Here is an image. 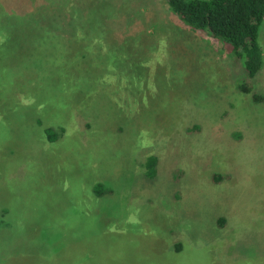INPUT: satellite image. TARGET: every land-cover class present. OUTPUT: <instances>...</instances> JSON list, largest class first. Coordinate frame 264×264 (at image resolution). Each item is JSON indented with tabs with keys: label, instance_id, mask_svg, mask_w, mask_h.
Here are the masks:
<instances>
[{
	"label": "rangeland",
	"instance_id": "1",
	"mask_svg": "<svg viewBox=\"0 0 264 264\" xmlns=\"http://www.w3.org/2000/svg\"><path fill=\"white\" fill-rule=\"evenodd\" d=\"M23 31L30 54L0 45V264H264V20L258 102L165 0H0Z\"/></svg>",
	"mask_w": 264,
	"mask_h": 264
},
{
	"label": "trees",
	"instance_id": "2",
	"mask_svg": "<svg viewBox=\"0 0 264 264\" xmlns=\"http://www.w3.org/2000/svg\"><path fill=\"white\" fill-rule=\"evenodd\" d=\"M165 2L171 12L187 27L205 32L229 45L233 59L241 63L245 71V76L238 87L242 92L251 93L255 102L262 101V94L252 91L251 80L263 64L258 31L264 20V0H165ZM51 26L52 22H49L46 28L49 30ZM55 34L59 33L53 32L50 41H53ZM0 35V45H10L21 55L30 54L32 49L41 45L37 44L41 39L36 32H6ZM28 60H31L30 56ZM45 130L50 141L57 139L56 129L47 126ZM156 161L155 154H150L145 160L148 176L154 174ZM219 177L220 174H213L214 180H218ZM95 187L100 193L99 183ZM219 220L222 221L223 218Z\"/></svg>",
	"mask_w": 264,
	"mask_h": 264
}]
</instances>
